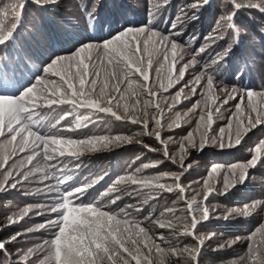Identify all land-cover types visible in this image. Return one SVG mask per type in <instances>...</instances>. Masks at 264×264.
<instances>
[{"label":"snow or ice","instance_id":"obj_1","mask_svg":"<svg viewBox=\"0 0 264 264\" xmlns=\"http://www.w3.org/2000/svg\"><path fill=\"white\" fill-rule=\"evenodd\" d=\"M38 6L55 3L56 0H32ZM168 0H165L167 4ZM210 0H196L189 7L203 8ZM231 11H225L217 20V26L212 30L206 41L211 45L224 41L235 32L234 43L239 42L240 29L235 23V16L241 8L256 9L264 14V0H229ZM26 7L25 0H17L8 8L0 10V46H7L15 39L16 33L23 19ZM86 20L92 26L99 22L96 6L90 11L87 6L82 8ZM158 11V10H157ZM10 13V18H9ZM155 12L150 9V18ZM195 17V15L193 16ZM182 25L183 21L179 20ZM10 25V26H9ZM178 23L173 22L169 35L154 30L151 27H127L102 42H88L79 46L75 51L66 56L54 57L43 67V75H36L34 82L27 87L9 91L5 83L7 74L0 68V170H3V179L0 180V192L16 189L18 185L26 183L37 172L42 173L41 182L48 179L55 180V184L48 185L44 191L55 193L46 206V211L55 214L53 219L39 225V229H53L49 239L41 244L34 245L27 250L17 249L18 260L16 264H31V258L43 253V258L38 264H199V258L207 239L213 235L203 236L198 234L199 226L213 219L216 206L209 205L208 201L213 196L226 197L237 186L246 183L249 169L264 163V139L254 147L252 155L245 162H238L226 166L223 180L218 187L213 183V177L221 175L220 167L213 166L207 179L203 181V198H188L186 188L182 184V177L192 167L185 166L191 156V149L203 152L206 147L231 149L241 146L247 135L258 126L264 125V91L240 88L237 85L229 87L220 79L222 73L218 70L224 65L231 53L232 45L222 52L216 53L211 61L216 66V71H210V65H201L193 78L183 84L175 94L165 97L163 92L154 91V81L150 80L149 70L153 67V57L163 55V62L156 60L159 67L155 68L156 80L160 81L159 87L164 92L182 81L189 67L199 64L197 56L206 49L201 47L193 51L192 58L173 74L176 63L184 57V49L174 38L182 35L175 31ZM195 39V37H193ZM169 54L173 61L168 64ZM147 57V60H145ZM100 63L97 64L96 61ZM100 69H104V79L101 80ZM164 76H161V73ZM243 73L237 74L240 79ZM166 79L167 83H164ZM200 94L189 113H198L196 129L189 132L179 144V159L175 153L168 150V142L161 135L163 130L162 118L165 108L171 111L183 100H190ZM190 93V95L188 94ZM223 93V96L217 95ZM239 99L235 104V112L228 118L226 128H220L219 134L209 135L214 119L221 112L220 105H227L230 100ZM203 104V108L201 105ZM63 109L67 106L70 111L51 124L50 127L43 123L47 114L44 109ZM88 110L81 114L79 110ZM150 109H152L150 113ZM76 113L74 125L60 127V122L66 116ZM103 114V115H100ZM215 114V115H214ZM187 115V114H186ZM151 116V127L149 117ZM112 119L116 122L142 125L143 131L137 136L154 137L163 146L164 160L178 164L180 171L160 173L155 176L140 175L142 168L156 167L161 163L145 164L134 172L117 178L107 192L102 196H110L119 191L118 185H135L128 195H140L147 190L145 198H155L156 193H174L177 201H183L185 208L179 209L183 214L176 216L177 209L166 208V213L172 214V219L164 220L159 217H148L156 227L167 229L168 235L153 233L131 217L127 209L140 212L137 205L129 204L118 212L106 210L110 205H116L121 196L116 195L103 201L83 203L87 190L94 183H85L73 187L69 182L74 179L70 172L79 169V163L70 167L65 161H79L86 153L98 151L113 143H130L133 137H108L93 136L83 139L66 136L65 132H75L77 129L95 126L97 122H106ZM233 124L235 133L233 134ZM180 126V114L176 120L167 124L168 130ZM204 129V130H202ZM197 134L199 139L197 140ZM171 141V137L168 138ZM142 143V141H138ZM149 151H161L143 145ZM23 153L22 157L19 154ZM18 157L17 160H13ZM25 168V162L32 165ZM9 161H13L9 164ZM15 172V175L13 173ZM165 178L171 182H165ZM102 179V177H101ZM219 183V181H218ZM126 190V189H125ZM30 193H25L29 195ZM199 195V194H197ZM175 204L176 201H173ZM36 215L45 214V207L37 205ZM33 210L32 205L25 206L14 216L8 218V224L18 223ZM228 214L222 218L227 221L231 215L248 217L253 214H264V199H258L243 206L226 210ZM164 213L161 214L163 217ZM216 218H221L217 216ZM28 232L33 229H28ZM22 233H16L6 241H0V251L7 252V244L15 243ZM257 235L260 239L257 240ZM182 237H190L194 243L183 244ZM239 239V238H237ZM248 245L245 254L233 261V264H264V221L247 237ZM159 241V242H157ZM220 245L218 248H223ZM230 246V245H229ZM10 255V254H9ZM172 258H175L174 260Z\"/></svg>","mask_w":264,"mask_h":264},{"label":"trees","instance_id":"obj_2","mask_svg":"<svg viewBox=\"0 0 264 264\" xmlns=\"http://www.w3.org/2000/svg\"><path fill=\"white\" fill-rule=\"evenodd\" d=\"M15 2L17 0H0V10L8 8ZM25 2L26 7L23 11L22 23L14 41L6 47L0 46V68L7 74L5 83L9 85V91L15 92L17 89L22 90L23 87H27L31 82H34L36 75H43V67L52 58L66 56L84 43L102 42L130 26L134 28L151 27L169 35L174 21L178 23L175 31L182 32V35L174 37L184 49V60H180L179 63L188 62L192 58L193 51L202 46L206 49L197 56L199 64L195 68L189 67L188 76L195 75L200 66L204 64L210 65V71H216L217 68L211 65V61L215 58L216 53L222 52L229 45H232L231 53L224 65L218 69L222 73L220 79L229 89L232 85H237L240 88H250L258 92L264 91V14L256 9L244 7L236 14L235 23L240 29L238 43H234L237 34L233 32L226 40L209 46L211 42L206 41L205 37L217 26L218 18L225 11L232 10L229 0H210L208 5L199 9L189 7L196 0H168L167 4H165V0H56L55 3H49L42 7L33 3L32 0H25ZM239 2L246 3L247 0H239ZM84 6H87L90 11L96 6L99 22L92 26L89 25L82 11ZM150 9L155 12L154 17L151 18ZM194 15L197 18L194 19ZM178 18L183 21L182 25L179 24ZM2 19L4 18L0 17V20ZM156 60L152 67L151 76L149 70L150 79L155 82L153 89L158 93L163 92L165 97H169L168 103H171L170 97L180 87L176 84L166 92L160 89V81L156 80L155 77V68L159 67L158 64L155 65ZM96 63L99 64L100 61L97 60ZM179 67L176 63L173 74H176L175 69ZM238 73H243L240 79H237ZM161 76H164L163 72ZM103 79L104 77L101 78V80ZM164 83H167L166 79ZM217 95L222 97L223 93ZM201 99L202 97L198 92L190 100H183L182 103L177 104L171 111L161 101V106L165 108L162 118L164 127L161 135L168 142L169 152L175 153L177 159H179V143L189 132L196 129L198 119V113H192L193 116L187 118L182 117V114L189 108L191 109L197 100ZM239 102V99H236L230 100L227 105H220L221 112L214 119L209 135L218 136L220 128H226L229 123L228 118L235 112V104ZM201 108H203V104ZM43 111L47 114L43 123L50 127L64 115L65 111H70V109L64 107L63 109H44ZM79 111L81 114L88 113V110L81 109ZM149 111L151 113L152 109ZM177 113L180 114V126H174L172 130H168L167 124L176 120ZM75 116L76 113L66 116L60 122V127L74 125ZM149 121L151 127V116ZM259 127L247 135L241 146L235 148L221 150L218 147L208 146L203 152L191 149V156L186 161L185 166L192 164V167L182 177L186 196L188 198H203V181L208 178L213 166H222L219 169L221 175L213 177L212 181L219 187L226 166L245 162L249 159L252 153L247 154V149L258 139L259 141L264 139V125ZM142 131V125H132L131 123L108 119L106 122H97L95 126L89 124L88 127L77 129L75 132H65L66 136L79 139L93 136L133 137L130 143H113L107 147H101L98 151L86 152L79 161H65L70 167L73 163L81 165L79 169L73 168L70 172L74 179L69 183L73 187H78L85 183L95 182L94 186L90 187L85 197L82 198L83 203L103 201L106 204L108 199L119 195L121 199L117 201V204L110 205L106 210L118 212L126 205H137L142 211L137 213L134 209H127L133 219L153 233L163 232L168 235L167 229L156 227L147 218L151 216L153 219L157 217L164 220L172 219V214L165 212L166 208H175L177 209L176 216L182 215L183 213L179 209L186 206L183 201H177L176 194L156 193L155 198L146 199L147 190H143L140 195H128L127 193L132 192L136 186L118 185L119 191L111 193V196H102L117 178L126 176L134 172L135 169L142 168L145 164L152 165L155 162H161L156 167L142 168L140 175L143 176L180 171L178 164L164 160L163 146L154 137L136 135ZM234 133L235 124H233ZM169 137L172 138L171 141H169ZM138 141H142V143ZM145 144L151 148L161 149V151H149L143 146ZM23 155L20 153L19 157ZM17 159L18 157L13 158V160ZM12 162L9 161V164ZM41 162L42 157L39 160H34L32 165L25 162V168L30 169ZM2 172L3 170H0V180L3 179ZM41 176L42 173L37 172L28 182L18 185L16 189L0 192V241H6L16 233H22L15 243L7 244L6 253L0 251V264H16L18 260L17 249L27 250L34 245L41 244L42 241L49 239L54 231L44 228L35 230L39 228V225L55 216V214L46 211V206L55 193H48L44 189L48 185L55 184L56 181L50 178L41 182ZM165 182L171 181L165 178ZM25 193L30 194L25 195ZM258 199H264V163H259L257 167L249 169V177L246 183L237 186L230 195L209 198L208 204L216 206V213L212 220L199 226L198 234L206 237L214 235L213 238L205 241L199 264H233V261L245 254L248 245L247 237L264 221V214H253L248 217L231 215L227 221L222 217L228 214L226 210L243 208L244 205ZM173 201L176 203L174 204ZM28 205H32L33 210L27 217L18 223L6 226L10 216H14ZM37 205L45 207L44 215H36L38 209L35 206ZM162 213H164L163 217H161ZM217 216L221 218H216ZM28 229H33V231L28 232ZM256 238L259 240L260 236L257 235ZM185 243L192 244L194 241L190 237H182L181 246ZM220 245L225 246L218 248ZM42 258L43 253L33 256L31 264H38L39 259Z\"/></svg>","mask_w":264,"mask_h":264},{"label":"rangeland","instance_id":"obj_3","mask_svg":"<svg viewBox=\"0 0 264 264\" xmlns=\"http://www.w3.org/2000/svg\"><path fill=\"white\" fill-rule=\"evenodd\" d=\"M156 59H159L161 62H163V60H164V57H163V55L161 56V57H159V58H157V57H153V64H154V61L156 60ZM145 60H147V57H145ZM184 60V59H183ZM168 62H169V65H172V63H173V61H172V59H171V55L169 54V60H168ZM185 63H187V61H184V62H181V63H179L178 62V66H182L183 64H185ZM156 64H158V63H155V65ZM159 65V64H158ZM103 70L104 69H100V72H101V77H100V79L102 78V77H104V76H102V72H103ZM151 72H153V70H152V68L150 69V76H151ZM189 74H188V71H187V73H186V75H185V77H184V79L182 80V81H180V83L178 84L179 85V87H182L183 86V84L184 83H186L187 81H189V80H191L192 78H193V76L194 75H191V76H188ZM155 77H156V74H155ZM151 80V79H150ZM189 95H190V93H188ZM218 94V93H217ZM221 96V95H220ZM65 108H68L67 106H64ZM190 109V108H189ZM187 114V115H186ZM193 115H192V113H189V110H187L186 112H183V114H182V117H184V118H187V117H192ZM260 127L258 126L256 129H259ZM253 130H255V129H253ZM253 130L250 132V133H252L253 132ZM249 133V134H250ZM248 134V135H249ZM259 139L256 141V142H254L252 145H251V147H249L248 149H247V151H246V153L247 154H250V153H252L253 152V150H254V147L255 146H257L258 144H259ZM180 144V143H179ZM110 196H111V194H110ZM45 230H47V229H49V228H44ZM48 232H49V230H48ZM43 242V241H42ZM41 242V243H42Z\"/></svg>","mask_w":264,"mask_h":264}]
</instances>
